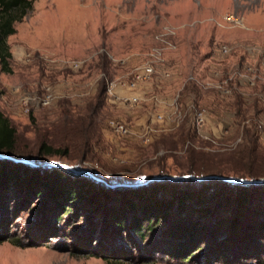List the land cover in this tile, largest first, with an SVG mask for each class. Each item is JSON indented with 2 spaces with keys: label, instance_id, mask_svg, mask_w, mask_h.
I'll use <instances>...</instances> for the list:
<instances>
[{
  "label": "rangeland",
  "instance_id": "374dc122",
  "mask_svg": "<svg viewBox=\"0 0 264 264\" xmlns=\"http://www.w3.org/2000/svg\"><path fill=\"white\" fill-rule=\"evenodd\" d=\"M13 28L6 39L11 71H0V112L24 156L16 161L71 170L97 184L93 192L161 182H187L192 190L212 181L245 186L212 177L264 186V139L254 134L264 122V0H35ZM163 30L174 34L157 38ZM222 45L231 48L227 55H219ZM151 48L162 49L156 73L130 91L143 92L141 101H116L108 91L128 97L124 86ZM23 95L32 103L23 104ZM197 110L205 118L196 127ZM118 122L125 134L111 126ZM41 143L67 155L35 158ZM32 201L34 210L16 215L0 241V264H105L96 252L71 251L100 205H86L83 221L63 228L42 215L41 198ZM97 238L88 250L100 247ZM12 239L36 243L16 247ZM255 249L250 264H264V242Z\"/></svg>",
  "mask_w": 264,
  "mask_h": 264
},
{
  "label": "trees",
  "instance_id": "16d2710c",
  "mask_svg": "<svg viewBox=\"0 0 264 264\" xmlns=\"http://www.w3.org/2000/svg\"><path fill=\"white\" fill-rule=\"evenodd\" d=\"M33 1L0 0L1 72L11 71L6 39L14 34L13 25L31 10ZM254 139L250 144L256 148ZM15 142V131L0 112V241L8 239L7 229L15 216L34 210L32 200L41 198L42 215L56 224L62 221L63 228L72 227L74 221L81 223L90 213L86 205H100L99 224L89 215L79 229L83 242L71 251L96 252L105 264H250L259 256L255 248L264 242V186L225 187L212 181L192 190L187 182H161L111 192L99 186L93 192L97 184L87 178L16 161L24 156L16 152ZM66 153L41 143L35 158L65 157ZM168 186H173L172 191H165ZM211 189L214 192L208 193ZM97 235L100 247L88 250ZM34 241L24 245L12 239L11 244L30 247Z\"/></svg>",
  "mask_w": 264,
  "mask_h": 264
},
{
  "label": "built area",
  "instance_id": "2783aa9c",
  "mask_svg": "<svg viewBox=\"0 0 264 264\" xmlns=\"http://www.w3.org/2000/svg\"><path fill=\"white\" fill-rule=\"evenodd\" d=\"M226 21L228 22H235L233 21V17L232 16H227L226 18ZM167 32V33H166ZM163 33V34H161ZM159 36H157V38L159 37V39H162L163 37L167 36V35H172L174 34V32L172 31H169V30H163L161 32ZM156 38V39H157ZM161 48H151L149 49V52L146 54V60L144 63H141L140 65H138L136 68H134V70L132 71L131 73V76H130V79L128 80V83L124 86L128 91H132L133 89L135 88H140L142 86L141 83H144L146 81H148L150 78H152L156 71L157 70V62L160 61L159 59V56H161ZM231 48L226 46V45H222L218 48V53L219 55H227L229 52H230ZM249 68H246L245 72L246 73H249ZM191 80L189 81H192L193 79L190 78ZM193 82V81H192ZM197 83V82H195ZM224 84V83H222ZM216 89H219L221 90L222 93H226V90H224L221 86V84H217L215 86ZM114 98L115 100L117 101L119 99V101L121 103H125V105H128V106H133L135 105L138 101H141V98H142V93L140 91L139 94H131L129 95L128 97H125V98H122V97H119L115 94V91L114 90H109L108 91ZM121 98V100H120ZM51 99V94L47 95L46 97L42 98V100H40V104H47ZM34 101V100H33ZM21 102H23V104H31L32 101H31V97L28 96V95H23L21 97ZM34 103H37L36 101ZM204 118H205V115H204V111L203 110H200L197 112H195L192 116V120H193V124L197 127L199 126L201 123H203L204 121ZM111 126L113 127L114 131L116 133H120V134H125L126 133V130H125V126L121 123H116V124H111ZM256 131L257 133L261 136V138L264 139V122H259L257 125H256Z\"/></svg>",
  "mask_w": 264,
  "mask_h": 264
},
{
  "label": "water",
  "instance_id": "95a60500",
  "mask_svg": "<svg viewBox=\"0 0 264 264\" xmlns=\"http://www.w3.org/2000/svg\"><path fill=\"white\" fill-rule=\"evenodd\" d=\"M41 166H48V165H41ZM50 167V166H49ZM67 171H71V170H68ZM191 180H194V181H200L199 179H193V178H190ZM206 178H203L201 180H204ZM207 179H213V180H219V181H223V182H226V183H229V184H237V185H248L250 182H243V181H239V180H228V179H223V178H215V177H212V178H207ZM261 183V182H260ZM252 185H258L257 183H250Z\"/></svg>",
  "mask_w": 264,
  "mask_h": 264
},
{
  "label": "crops",
  "instance_id": "0c3cea01",
  "mask_svg": "<svg viewBox=\"0 0 264 264\" xmlns=\"http://www.w3.org/2000/svg\"><path fill=\"white\" fill-rule=\"evenodd\" d=\"M127 92H128V94L130 93V95L133 94V92H130V91H128V90H127Z\"/></svg>",
  "mask_w": 264,
  "mask_h": 264
}]
</instances>
